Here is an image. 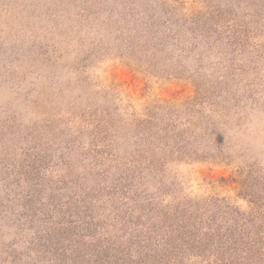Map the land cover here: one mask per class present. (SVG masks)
<instances>
[{
    "label": "rangeland",
    "instance_id": "rangeland-1",
    "mask_svg": "<svg viewBox=\"0 0 264 264\" xmlns=\"http://www.w3.org/2000/svg\"><path fill=\"white\" fill-rule=\"evenodd\" d=\"M0 264H264V0H0Z\"/></svg>",
    "mask_w": 264,
    "mask_h": 264
}]
</instances>
